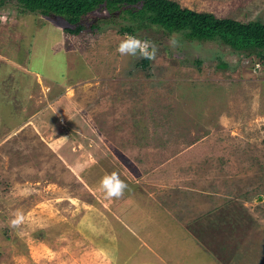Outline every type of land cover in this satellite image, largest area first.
<instances>
[{"label": "rangeland", "instance_id": "1", "mask_svg": "<svg viewBox=\"0 0 264 264\" xmlns=\"http://www.w3.org/2000/svg\"><path fill=\"white\" fill-rule=\"evenodd\" d=\"M175 1L264 21V0ZM84 20L97 27L69 35L59 18L0 6V264H55L50 254L68 244L90 256L96 245H82L75 222L80 204L138 246L176 239L172 256L185 263L188 242L179 241L191 234L205 250L196 249L200 264H264V60L155 26L119 32L127 22L105 10ZM125 35L153 42L156 59L142 67L117 53ZM191 82L207 84L209 95L183 94ZM113 171L128 188L106 199L99 181ZM220 206L229 222L223 216L214 230L232 251L226 259L190 227ZM17 211L24 223L13 228ZM238 213L247 217L237 222ZM76 254L66 264L113 259Z\"/></svg>", "mask_w": 264, "mask_h": 264}, {"label": "trees", "instance_id": "2", "mask_svg": "<svg viewBox=\"0 0 264 264\" xmlns=\"http://www.w3.org/2000/svg\"><path fill=\"white\" fill-rule=\"evenodd\" d=\"M5 1L15 3L23 12L59 18L62 20V32L69 35H77L85 29L93 31L96 24L87 23L84 18L95 10H105L108 15L127 22L120 26L119 32L132 34L135 28L155 26L167 35L177 33L188 41H219L234 53L253 54L258 61L264 60V21L254 19L243 22L230 17H216L211 12L180 6L175 0H0V6ZM149 61L140 59L139 64L145 67ZM200 63V60H196L197 66ZM218 66L227 67L222 61H219ZM207 88V84L191 82L183 94L189 89V97L199 100L209 95ZM225 202L222 208H227L229 200ZM220 210L221 206L214 207L208 212L207 218L203 217L204 224L195 227L197 221H194L190 227H194L198 237L204 239L221 258L226 259L232 251L227 249L224 238H217L214 230L216 226H220L224 216L218 215ZM244 217L247 215L238 213L235 220L238 222ZM224 221L229 222V218L225 217Z\"/></svg>", "mask_w": 264, "mask_h": 264}, {"label": "crops", "instance_id": "3", "mask_svg": "<svg viewBox=\"0 0 264 264\" xmlns=\"http://www.w3.org/2000/svg\"><path fill=\"white\" fill-rule=\"evenodd\" d=\"M78 210V217L75 219V222L79 227V231L82 232L81 235H84L82 245L85 244V242H90L91 240V244H95L96 247L89 246L92 250V254L90 253V256H85V253H81V249H79L78 246L74 248L75 250H72V244L56 247V251H53V253L56 252V254H50L51 258L57 256L53 261L55 264H66L68 257L73 256L75 253H77L76 255L79 256L81 262L88 261L90 263H92L93 256L94 258L104 257V259H106L112 255L113 259H111L108 264H189V260L192 261V264H200L199 260H197L199 256H197L198 254L196 255V249H199L205 255V250L201 246H197V244L195 245L192 242L193 237L191 234L189 237L187 236L185 240L179 241L181 243V247L183 245L182 243L188 242L189 251L194 252V255H191L189 251L187 255H184L186 260H188V262L186 261L185 263L183 260L175 258L174 255L172 256V242H175L176 239L172 240V238L169 237L167 241L160 240V242L155 245L153 242L148 240L147 237H145V243L138 246L139 244L136 243L135 237L132 234H127V229L122 228V230L126 232L124 236H121L120 232L114 230L112 222L107 220L109 219L107 216H103L100 212L87 213L88 210H92L89 207V204H87V206L80 204V206H78ZM102 213L105 214L104 212ZM168 221L172 226V232H174L175 227L177 226L176 223L171 222L170 220ZM156 224L157 223L154 222L151 226L156 228ZM141 234L143 235V233ZM123 237L125 239L124 242ZM119 239L123 243L121 247ZM192 245H194L195 248H191ZM178 254L180 253L178 252ZM95 263L96 261L93 260V264ZM201 264L210 263L209 260L206 259V262Z\"/></svg>", "mask_w": 264, "mask_h": 264}, {"label": "clouds", "instance_id": "4", "mask_svg": "<svg viewBox=\"0 0 264 264\" xmlns=\"http://www.w3.org/2000/svg\"><path fill=\"white\" fill-rule=\"evenodd\" d=\"M175 43V39L170 37L169 44L175 46ZM157 51L158 49L153 42L142 40L134 35H125L116 48V52L121 56H132L146 60H155ZM127 188V183L115 171L105 174L99 181V189L106 199L121 198ZM23 223L24 215L17 211L14 213V218L9 221V226L15 228Z\"/></svg>", "mask_w": 264, "mask_h": 264}]
</instances>
